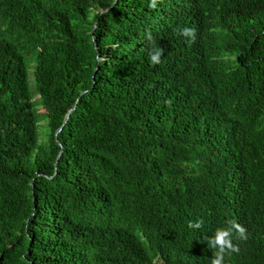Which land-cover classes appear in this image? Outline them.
<instances>
[{
  "label": "trees",
  "instance_id": "16d2710c",
  "mask_svg": "<svg viewBox=\"0 0 264 264\" xmlns=\"http://www.w3.org/2000/svg\"><path fill=\"white\" fill-rule=\"evenodd\" d=\"M148 4L0 0V264H264V0Z\"/></svg>",
  "mask_w": 264,
  "mask_h": 264
},
{
  "label": "clouds",
  "instance_id": "9594fccd",
  "mask_svg": "<svg viewBox=\"0 0 264 264\" xmlns=\"http://www.w3.org/2000/svg\"><path fill=\"white\" fill-rule=\"evenodd\" d=\"M158 2L162 0H149L148 7L150 9H156ZM180 35L186 42H194L196 31L194 28H184L180 31ZM189 38V41L188 39ZM146 39L150 42L151 47L149 50V60L153 65H158L161 63V57L163 56V48L155 46V40L151 35H148ZM166 103H170L167 101ZM203 219H198L196 221H189V228L199 229L203 227ZM236 233L238 238L244 239L245 228L237 223L236 221H228V226L225 228H218L213 236L207 238L208 247L215 249L213 253V258L210 260V264H223L224 255L226 252H238L239 249L233 244L232 236Z\"/></svg>",
  "mask_w": 264,
  "mask_h": 264
},
{
  "label": "water",
  "instance_id": "95a60500",
  "mask_svg": "<svg viewBox=\"0 0 264 264\" xmlns=\"http://www.w3.org/2000/svg\"><path fill=\"white\" fill-rule=\"evenodd\" d=\"M73 109H71L69 112H71Z\"/></svg>",
  "mask_w": 264,
  "mask_h": 264
},
{
  "label": "rangeland",
  "instance_id": "374dc122",
  "mask_svg": "<svg viewBox=\"0 0 264 264\" xmlns=\"http://www.w3.org/2000/svg\"><path fill=\"white\" fill-rule=\"evenodd\" d=\"M37 99V97H35V100Z\"/></svg>",
  "mask_w": 264,
  "mask_h": 264
}]
</instances>
